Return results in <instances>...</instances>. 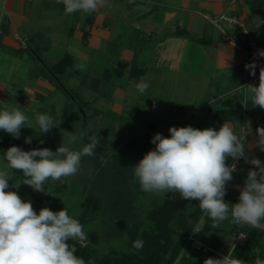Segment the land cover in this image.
Returning a JSON list of instances; mask_svg holds the SVG:
<instances>
[{"label": "crops", "instance_id": "crops-1", "mask_svg": "<svg viewBox=\"0 0 264 264\" xmlns=\"http://www.w3.org/2000/svg\"><path fill=\"white\" fill-rule=\"evenodd\" d=\"M251 1L108 0L110 7L89 15L81 11L65 14L63 3L57 0H0V62L18 60L23 67L18 75L23 84L19 90L22 102L46 100L58 86H64L61 77L68 78L72 87L102 92L99 103L109 105L114 114L123 116L129 100L135 99L137 134L147 140L160 133L158 125L165 119V126L202 129L213 119L214 109L234 105L245 110L250 104L242 120L224 123L245 136L246 156L264 162V151L256 146V129L264 128V110L253 107L240 87L247 74L245 52L224 41L210 20L220 15L236 17L264 42V6L255 11ZM225 28L234 34L233 26ZM141 81L149 84L143 94L135 88ZM7 93L0 79V98L18 99L14 93L5 98ZM246 121H251L250 129L242 128ZM50 133L54 138L56 131ZM101 136L111 143L132 144L139 160L147 152L138 139L117 137L111 141L106 131ZM54 140L57 148L61 143ZM241 161L227 186L226 202H238V186L243 187L252 167L243 158ZM172 196L165 193L169 200L164 204L177 201L179 210L185 212L187 201L178 195L170 199ZM203 221L204 217L197 226L201 228Z\"/></svg>", "mask_w": 264, "mask_h": 264}, {"label": "clouds", "instance_id": "clouds-1", "mask_svg": "<svg viewBox=\"0 0 264 264\" xmlns=\"http://www.w3.org/2000/svg\"><path fill=\"white\" fill-rule=\"evenodd\" d=\"M63 3L65 14L81 11L92 14L98 8L110 7L108 0H57ZM256 55L264 58V50ZM259 67V83L240 85L245 98L251 100L253 107L264 110V65L255 60L245 64L251 76L256 75ZM149 84L135 83L136 90L143 94ZM15 95V93H14ZM35 127L40 134L50 133L57 127L55 118L47 113H37ZM28 125V126H26ZM251 121L243 127L250 129ZM31 128L29 117L18 104H4L0 107V131L14 139L21 137L23 128ZM169 136L157 132L152 138L153 149L131 167V173L138 178L144 192L172 193L186 201H198L201 212L218 227L225 220L236 225L247 224L253 229L264 228V162L245 154V136L237 134L228 124L219 129L213 127L196 128L193 126L168 129ZM256 146L264 151V128L257 127ZM80 137L70 134L55 149L33 148L25 151L19 146H10L5 151L6 168H0V264H85L76 255L75 245L87 239L83 225L70 216L65 208L53 211L42 207L37 212L30 200L23 199L17 191L9 190L11 180L8 169L23 173V184L35 192H46L45 183L49 179L58 181L76 175L82 165V157L95 154L99 139H92L82 149L72 147ZM30 144L32 137H25ZM43 143V141H41ZM252 165L248 170L243 187L238 186V202L225 201L227 186L237 170L236 163ZM13 187V186H12ZM199 229L193 230L198 233ZM133 246L143 247V241L134 240ZM235 248V245H233ZM203 264H247L236 258L231 251L220 258L208 257ZM254 264H264L257 254Z\"/></svg>", "mask_w": 264, "mask_h": 264}, {"label": "rangeland", "instance_id": "rangeland-1", "mask_svg": "<svg viewBox=\"0 0 264 264\" xmlns=\"http://www.w3.org/2000/svg\"><path fill=\"white\" fill-rule=\"evenodd\" d=\"M22 68L23 67L18 64V60L3 64L0 62V79H3V86L6 90L8 89L9 92L5 95V98L10 96L11 93H15V95H13L18 97L15 102L0 98V107L4 104H11L13 106H17L18 104L23 108V111L29 117L32 126V129L25 127L23 130L27 129L32 131V139L40 148L47 147L55 151L56 148H54V145L57 143H54V138L58 139L61 143L62 141L66 142L70 134H75L80 138L74 145H72V147L79 150L92 139H99V136L103 131L107 132L109 136L108 140H114L117 139V137H123V139H126L127 141L130 139H138L144 146V152L154 148V145L150 142L151 139L147 140V136L137 134V121L139 120H137L138 113L136 114L135 111V99L129 100V106L126 108L127 113L123 116L114 114L113 111H109V105L107 106L102 102L99 103V101L102 100H99L102 92L95 94L93 92H86L79 85L72 87L68 78L61 77L59 79L65 87L61 85L58 86V89L50 93L46 100H28L29 102H22L23 100L19 90L23 88V84L20 83L21 80L18 76L20 75L19 71ZM3 75L5 76L2 77ZM74 79L76 80L78 78L76 77ZM70 89L71 91H68ZM87 102L90 104L86 105L85 103ZM140 103L143 105L145 103L146 105L147 102L142 101ZM37 113H47L55 118L57 127L53 129L54 132L56 131L54 138L51 133L50 135L48 133L40 134L39 130L35 127V116ZM165 120L162 122L164 123ZM162 124L158 125L160 133L164 136H169V127L175 125L165 126ZM207 127L216 128V122L213 119L206 121L202 129ZM0 135L10 136L3 131H0ZM41 141H43V143H41ZM0 168H6V161L3 160L1 155ZM8 171L11 176L9 190H15L23 199L30 200L37 212H39L42 207H49L53 211H59L60 209L65 208L70 216H79L80 204L86 198V195L89 194V188L91 186V184L79 180L74 175L62 178L58 181H52L49 179L45 183L46 192H35L27 185H24L23 181H20V178H18L19 181L16 178L13 180L12 169H8ZM130 186L133 191L137 193L135 206L139 208L138 218L142 222L140 232L144 230L148 231L149 226L154 225L153 221L150 220V214L154 209L159 210L163 207L164 204L163 202L160 203V201L164 199L163 197L165 193L144 192L141 185L138 184L135 176L130 179ZM194 206V200L187 201L185 211L192 210ZM181 212L183 211L179 209L175 210V214ZM172 222L170 223V226L172 225ZM85 224L84 230L85 234H88L89 240H85L84 244L87 245L89 242L94 244L90 238V235L93 233H96L99 237L98 243L95 244L98 249L97 255L107 253L112 249H115L118 252L132 250L128 246V237L125 234L113 237L107 235L106 230L104 229L102 212L97 216L88 219ZM231 225L235 224L231 223V221L220 223L218 227L219 230L211 232L208 235L206 240H204V243L210 248L207 254L211 253V257L220 258L231 251L234 257L246 261L247 264H254L257 254L259 255V258L263 260L264 253L260 254L257 250H251L249 253H245V251L242 252V246L246 239L245 233L240 232L238 229L231 233ZM220 228H224V230L220 231ZM233 245H235V248H233ZM199 252L202 251H195L188 248L183 251V254L194 257Z\"/></svg>", "mask_w": 264, "mask_h": 264}, {"label": "water", "instance_id": "water-1", "mask_svg": "<svg viewBox=\"0 0 264 264\" xmlns=\"http://www.w3.org/2000/svg\"><path fill=\"white\" fill-rule=\"evenodd\" d=\"M120 144L110 145L117 149V153L99 155L105 148L97 146L92 157L82 159L79 172L75 175L79 180L91 184L89 194L100 198L102 202V213L104 229L108 236H119L125 234L128 237V246L136 252V258L132 264H152L156 256L161 259L171 248L173 237L178 231L171 228L170 223L174 218L179 202L170 201L159 210L154 209L150 214L156 233L151 234L144 230L139 220V208L135 206L137 194L130 186V179L134 177L131 167L138 163L139 154L134 151V146L129 144L127 148L118 147ZM96 160L95 166L91 163ZM94 244L98 243V235H90ZM143 241V247L137 249L133 241Z\"/></svg>", "mask_w": 264, "mask_h": 264}, {"label": "trees", "instance_id": "trees-1", "mask_svg": "<svg viewBox=\"0 0 264 264\" xmlns=\"http://www.w3.org/2000/svg\"><path fill=\"white\" fill-rule=\"evenodd\" d=\"M250 4L253 6V9L257 11L259 8L264 6V0H253L250 2ZM84 37H86V34H84ZM133 68L137 69L136 63ZM131 74L132 76L137 75L136 71H133ZM249 106L250 104L249 105L247 104V108L245 110L241 109L240 107H235L234 105L225 106L224 108L214 109L212 111V117L217 122L216 129L218 130L219 127L226 121L235 122L238 120H242L245 116V113L248 111ZM236 133L241 135L239 131ZM29 136L32 137V134L29 131L23 130L21 132V137L19 139H14L11 137H1L0 154L4 158L5 151L10 146L13 145L19 146L25 151L33 148H40L36 143H34L33 139L30 144L24 142V138ZM230 160L231 158H229L228 163ZM15 178L16 179L20 178V181L21 180L24 181V179H26V177H24L22 172L13 170V180ZM137 182L139 184L138 178H137ZM101 212H102V202L100 198L87 194L86 198L80 204L79 216H76L74 218L79 220V222L83 225V230H84L86 221H88V219L94 216H97ZM203 217H204L203 225L200 228L199 232L196 233L195 235V237L198 240L204 242V240H206V238L211 232L219 230L218 228L219 226L213 227V221L209 217L203 216V213L201 212L199 207V202L195 201V206L192 210L181 212L174 216L172 220L173 222L171 228L176 229L178 231V235H175L173 237L172 245L168 253L166 255H163L161 259L154 257L151 263L152 264H203V261L206 258L211 257L212 254L211 253L207 254L208 252L205 253L199 252L194 257H190L182 253L183 249L188 244V239L193 233V230L196 229L197 225L199 224L200 220ZM231 226H232V228H230L231 233L235 232L237 229L240 232L245 233L246 239L242 246V252L245 251V253H249L251 250H257L258 252H260V254L264 253V230L253 229L251 228V226H246L243 224L239 226L236 224ZM149 228L152 233L156 231L154 225L149 226ZM221 230H224V228H220V231ZM86 237H87L86 240H89L88 234L86 235ZM68 243L75 245L76 255L82 257L85 261V264H132L135 260L133 250L118 252L115 249H112L107 253L97 255L98 249L95 246V244H91L90 242L87 245L84 244L85 242L81 244L77 240H69Z\"/></svg>", "mask_w": 264, "mask_h": 264}, {"label": "built area", "instance_id": "built-area-1", "mask_svg": "<svg viewBox=\"0 0 264 264\" xmlns=\"http://www.w3.org/2000/svg\"><path fill=\"white\" fill-rule=\"evenodd\" d=\"M211 22L220 30L223 35V40L226 42H231L240 46L245 52V64L255 60L257 65H264V58L258 57L256 55L258 50H264V42H258L255 35L245 26V24L238 18L227 15H220L210 19ZM231 25L234 27V34H230L225 26ZM25 43V41H23ZM246 70V69H245ZM246 78L242 85L246 84H258L259 83V67L256 69V75L251 76L246 70ZM236 163L237 169L241 165V159L238 161H231L230 164ZM200 230V227L197 226ZM196 233H192L188 239L187 246L183 251L188 248L195 251L208 252L210 248L201 240L195 237ZM183 253V252H182Z\"/></svg>", "mask_w": 264, "mask_h": 264}, {"label": "flooded vegetation", "instance_id": "flooded-vegetation-1", "mask_svg": "<svg viewBox=\"0 0 264 264\" xmlns=\"http://www.w3.org/2000/svg\"><path fill=\"white\" fill-rule=\"evenodd\" d=\"M111 141H113V140H111ZM109 143H111V142H108L107 140H104V138H102V136L101 137H99V144L97 145V146H101V147H104L105 148V151L104 152H100L99 153V155H104L105 153L106 154H108V156H110V155H113V154H116L117 153V149H114L113 147H111L110 145H112V143H114V142H112L111 144H109ZM115 144H120L118 147L120 148V147H122L123 149L125 148H127V146L129 145V143H126V142H123V141H121V140H117L116 142H115ZM85 157H87V156H85ZM85 157H82V159L83 158H85ZM95 163H96V160H94L92 163H91V165H92V167H94L95 166ZM132 188V187H131ZM133 190V189H132ZM137 194V193H136ZM170 199H173V197H171ZM163 200V201H162ZM161 201H160V203L161 202H163V204H164V202H166L167 200H169V199H167L166 197H164V199H162ZM182 205V204H181ZM148 231L151 233V234H154V233H156V231L154 232V233H152L151 232V230L148 228ZM134 257L136 258V252L134 251ZM156 257V256H155ZM153 260V259H152Z\"/></svg>", "mask_w": 264, "mask_h": 264}]
</instances>
